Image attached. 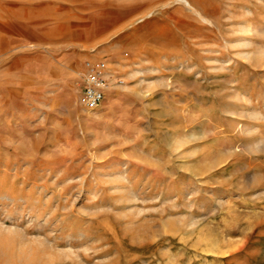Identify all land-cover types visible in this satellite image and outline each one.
<instances>
[{"label": "rangeland", "instance_id": "obj_1", "mask_svg": "<svg viewBox=\"0 0 264 264\" xmlns=\"http://www.w3.org/2000/svg\"><path fill=\"white\" fill-rule=\"evenodd\" d=\"M190 2L0 0V264H264V0Z\"/></svg>", "mask_w": 264, "mask_h": 264}, {"label": "built area", "instance_id": "obj_2", "mask_svg": "<svg viewBox=\"0 0 264 264\" xmlns=\"http://www.w3.org/2000/svg\"><path fill=\"white\" fill-rule=\"evenodd\" d=\"M86 71L81 74L83 84L82 100L90 110H97L103 104L110 87V70L105 61L86 62Z\"/></svg>", "mask_w": 264, "mask_h": 264}, {"label": "bare ground", "instance_id": "obj_3", "mask_svg": "<svg viewBox=\"0 0 264 264\" xmlns=\"http://www.w3.org/2000/svg\"><path fill=\"white\" fill-rule=\"evenodd\" d=\"M177 2L179 3H183V4H185L186 6H188L189 8H191V10L192 11H194L195 13H197L198 14V16L204 21V22H207V23H211V21L208 19V18H206L205 16H204V14L203 13H201V12H199L193 5H192V3L190 2V0H177ZM247 31H252V27H248L247 28ZM37 260V259H36Z\"/></svg>", "mask_w": 264, "mask_h": 264}, {"label": "crops", "instance_id": "obj_4", "mask_svg": "<svg viewBox=\"0 0 264 264\" xmlns=\"http://www.w3.org/2000/svg\"><path fill=\"white\" fill-rule=\"evenodd\" d=\"M87 62V61H86ZM86 62H85V64H84V71L83 72H85L86 71V67H85V65H86ZM107 93H108V90L106 91V95H107ZM106 95H105V97H106ZM104 102V101H103ZM102 106V105H101ZM101 108V107H100ZM99 108V109H100Z\"/></svg>", "mask_w": 264, "mask_h": 264}]
</instances>
